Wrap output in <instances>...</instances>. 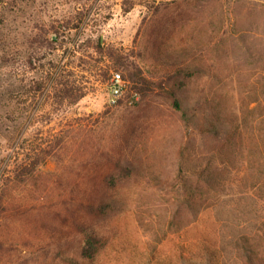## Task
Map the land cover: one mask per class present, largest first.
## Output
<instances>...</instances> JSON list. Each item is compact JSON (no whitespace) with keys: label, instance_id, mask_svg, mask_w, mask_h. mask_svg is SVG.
Listing matches in <instances>:
<instances>
[{"label":"rangeland","instance_id":"1","mask_svg":"<svg viewBox=\"0 0 264 264\" xmlns=\"http://www.w3.org/2000/svg\"><path fill=\"white\" fill-rule=\"evenodd\" d=\"M107 174L88 240L55 212ZM0 194V264L264 258V0H0Z\"/></svg>","mask_w":264,"mask_h":264},{"label":"trees","instance_id":"2","mask_svg":"<svg viewBox=\"0 0 264 264\" xmlns=\"http://www.w3.org/2000/svg\"><path fill=\"white\" fill-rule=\"evenodd\" d=\"M128 8V7H127ZM126 8V9H127ZM128 10V9H127ZM104 47V42L102 40V37H100L97 41L96 48H100L101 50ZM111 58L116 60V63L118 66H123L126 68V70H129V65L123 60L122 55H116L114 51L110 52ZM141 73H134L135 76ZM169 83H171L169 81ZM160 88L167 92L168 95L173 100L174 104L182 107V101L179 97V92L177 90V84H170L165 85L164 83H160ZM184 108V106H183ZM188 114V113H187ZM206 126L199 123L200 130L205 135H211L214 134L218 138H220V129L215 126L214 123L208 122ZM198 126V125H197ZM230 135H232L230 133ZM111 159H113L112 156H110ZM255 163L252 164V166ZM249 170V169H248ZM113 174L110 175H104L102 180H96L95 185L96 187L93 189L86 190L83 194H80V192L72 193L70 196H68L66 199H64V211L63 212H55L57 215H61L63 217V221L69 222L72 226L74 225L79 229V231L83 232L84 235H86L88 240H91L94 235V225H93V214H99L102 212H105L109 206L112 205L111 200V194L110 192L105 188L111 187L113 185L112 180H109L110 177H112ZM202 178L205 176V173H203ZM206 178V177H204ZM209 178L204 179L205 181ZM3 196L0 194V202L2 201ZM246 255L249 258V261L251 264H259L264 262L263 257H258V251H256L254 248L247 247ZM256 259H259L260 261H257ZM262 261V262H261Z\"/></svg>","mask_w":264,"mask_h":264},{"label":"built area","instance_id":"3","mask_svg":"<svg viewBox=\"0 0 264 264\" xmlns=\"http://www.w3.org/2000/svg\"><path fill=\"white\" fill-rule=\"evenodd\" d=\"M112 91H113V101L116 102L118 96L123 93L124 77L120 71H115L113 73Z\"/></svg>","mask_w":264,"mask_h":264}]
</instances>
